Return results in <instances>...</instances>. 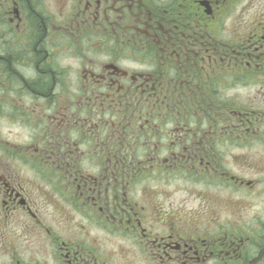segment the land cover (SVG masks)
Listing matches in <instances>:
<instances>
[{"label": "flooded vegetation", "instance_id": "af4514ba", "mask_svg": "<svg viewBox=\"0 0 264 264\" xmlns=\"http://www.w3.org/2000/svg\"><path fill=\"white\" fill-rule=\"evenodd\" d=\"M263 123L259 0H0V264H264Z\"/></svg>", "mask_w": 264, "mask_h": 264}, {"label": "rangeland", "instance_id": "374dc122", "mask_svg": "<svg viewBox=\"0 0 264 264\" xmlns=\"http://www.w3.org/2000/svg\"><path fill=\"white\" fill-rule=\"evenodd\" d=\"M248 0H244V5L247 3ZM259 4L260 6H264V0H259ZM260 136L264 137V123L261 126V130H259ZM257 146V150L260 154V156L264 155V147L262 145H256ZM254 149V148H252Z\"/></svg>", "mask_w": 264, "mask_h": 264}]
</instances>
